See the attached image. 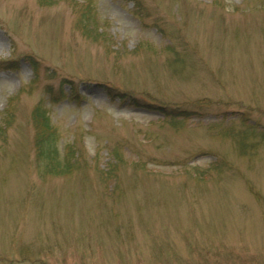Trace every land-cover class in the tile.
I'll return each mask as SVG.
<instances>
[{"label": "rangeland", "instance_id": "374dc122", "mask_svg": "<svg viewBox=\"0 0 264 264\" xmlns=\"http://www.w3.org/2000/svg\"><path fill=\"white\" fill-rule=\"evenodd\" d=\"M44 1L0 0V264H264V0Z\"/></svg>", "mask_w": 264, "mask_h": 264}, {"label": "trees", "instance_id": "16d2710c", "mask_svg": "<svg viewBox=\"0 0 264 264\" xmlns=\"http://www.w3.org/2000/svg\"><path fill=\"white\" fill-rule=\"evenodd\" d=\"M40 4L45 3L44 0H38ZM72 10L76 13L75 29L86 39L96 41L102 36L100 29V20L98 18L96 3L94 0H85L81 4L73 3ZM14 63V62H13ZM6 68H12V63H9ZM166 114H171L167 111ZM47 110L42 104H38L32 110V120L40 122L39 125L42 129L37 130L34 133L35 148L44 154L46 160H44L45 169L49 173L55 174L69 172L71 170V161L74 158L73 152L69 150V147L64 149L63 156H60L56 146V136L43 135L47 132L50 126L49 118L47 116ZM8 117V118H7ZM9 121V112L4 114L3 122L6 124ZM52 130V129H51ZM110 155L112 156V162L108 163L107 171L104 175H113L122 161V157L117 149L113 148ZM44 158V159H45ZM62 158V159H60Z\"/></svg>", "mask_w": 264, "mask_h": 264}]
</instances>
